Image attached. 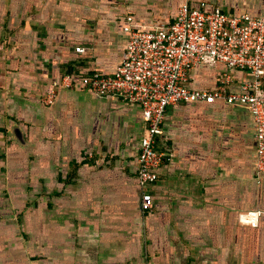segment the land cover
I'll return each mask as SVG.
<instances>
[{
  "label": "crops",
  "instance_id": "obj_1",
  "mask_svg": "<svg viewBox=\"0 0 264 264\" xmlns=\"http://www.w3.org/2000/svg\"><path fill=\"white\" fill-rule=\"evenodd\" d=\"M185 3L264 18V0H0V264H264L249 105L170 106L146 207L141 106L77 84L122 63L129 17L150 30ZM227 72L199 65L189 85L214 90ZM229 72L230 91L251 78ZM248 211L257 226L241 222Z\"/></svg>",
  "mask_w": 264,
  "mask_h": 264
},
{
  "label": "built area",
  "instance_id": "obj_2",
  "mask_svg": "<svg viewBox=\"0 0 264 264\" xmlns=\"http://www.w3.org/2000/svg\"><path fill=\"white\" fill-rule=\"evenodd\" d=\"M124 30L129 35L128 45L115 72L96 71L77 84L98 95L116 96L141 106L145 132L138 176L145 188L143 204L150 207L153 203L149 187L158 180L157 169L164 162L157 139L163 133L168 108L178 103H213L221 99L249 105L257 128V169L264 174V18L185 3L172 23L143 30L136 28L129 17ZM78 50L84 51L81 47ZM217 63L228 69L220 87L200 90L189 85L197 66ZM232 69L247 71L251 76L241 91L229 90ZM73 82L71 75L63 79L65 86ZM53 98V94L49 95L46 102L51 103ZM259 216V211H248L240 218L244 224L257 226Z\"/></svg>",
  "mask_w": 264,
  "mask_h": 264
}]
</instances>
